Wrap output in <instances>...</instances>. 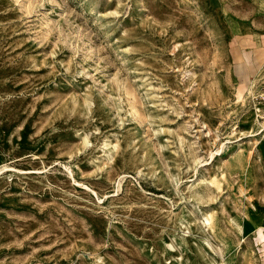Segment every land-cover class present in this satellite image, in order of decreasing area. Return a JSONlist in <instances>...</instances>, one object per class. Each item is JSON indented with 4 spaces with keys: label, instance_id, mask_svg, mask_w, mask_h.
I'll return each instance as SVG.
<instances>
[{
    "label": "rangeland",
    "instance_id": "374dc122",
    "mask_svg": "<svg viewBox=\"0 0 264 264\" xmlns=\"http://www.w3.org/2000/svg\"><path fill=\"white\" fill-rule=\"evenodd\" d=\"M264 0H0V264H264Z\"/></svg>",
    "mask_w": 264,
    "mask_h": 264
},
{
    "label": "built area",
    "instance_id": "2783aa9c",
    "mask_svg": "<svg viewBox=\"0 0 264 264\" xmlns=\"http://www.w3.org/2000/svg\"><path fill=\"white\" fill-rule=\"evenodd\" d=\"M248 100L256 121L264 126V73L251 82ZM260 132H264V127Z\"/></svg>",
    "mask_w": 264,
    "mask_h": 264
},
{
    "label": "bare ground",
    "instance_id": "6f19581e",
    "mask_svg": "<svg viewBox=\"0 0 264 264\" xmlns=\"http://www.w3.org/2000/svg\"><path fill=\"white\" fill-rule=\"evenodd\" d=\"M4 169V168H3ZM2 168H0V172H2V170H3Z\"/></svg>",
    "mask_w": 264,
    "mask_h": 264
}]
</instances>
